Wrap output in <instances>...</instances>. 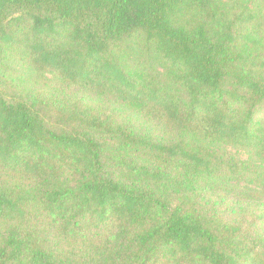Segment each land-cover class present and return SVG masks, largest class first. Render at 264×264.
Here are the masks:
<instances>
[{"label": "trees", "instance_id": "trees-1", "mask_svg": "<svg viewBox=\"0 0 264 264\" xmlns=\"http://www.w3.org/2000/svg\"><path fill=\"white\" fill-rule=\"evenodd\" d=\"M262 112L264 0H0V264H264Z\"/></svg>", "mask_w": 264, "mask_h": 264}, {"label": "rangeland", "instance_id": "rangeland-1", "mask_svg": "<svg viewBox=\"0 0 264 264\" xmlns=\"http://www.w3.org/2000/svg\"><path fill=\"white\" fill-rule=\"evenodd\" d=\"M263 114H264L263 112L260 113V115H263ZM226 149H227L228 152H230L231 154H233V155H235V156H237V157H239L241 159L247 158L246 154L243 153V152L235 151L234 149H231L229 147H227Z\"/></svg>", "mask_w": 264, "mask_h": 264}]
</instances>
